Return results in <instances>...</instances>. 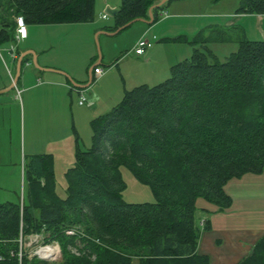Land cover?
<instances>
[{
  "label": "trees",
  "instance_id": "trees-1",
  "mask_svg": "<svg viewBox=\"0 0 264 264\" xmlns=\"http://www.w3.org/2000/svg\"><path fill=\"white\" fill-rule=\"evenodd\" d=\"M156 1L120 0L102 28L148 18ZM167 4L153 9L154 20ZM235 13L264 14V0H240ZM17 17L25 25L91 22L95 0H0V47L16 43ZM233 30L160 39L187 42L192 53L163 81L126 90L92 118L88 146L75 131L62 194L52 157L27 158L26 200L0 203V264H54L21 250V240L45 231L44 241L60 246L61 264H210L197 253L198 198L224 210L232 204L224 185L264 166V40L242 34L220 60L208 44L230 42ZM122 167L149 186L153 202L124 200ZM77 224L85 236L66 233ZM236 264H264V233Z\"/></svg>",
  "mask_w": 264,
  "mask_h": 264
},
{
  "label": "crops",
  "instance_id": "crops-1",
  "mask_svg": "<svg viewBox=\"0 0 264 264\" xmlns=\"http://www.w3.org/2000/svg\"><path fill=\"white\" fill-rule=\"evenodd\" d=\"M196 2L199 1L172 0L166 5L167 8L160 11L157 20L150 24L139 21L141 23L139 34L125 50L126 53L121 52L113 56L110 50L106 49L104 55L107 63L102 59L97 65L103 69V74L97 79L93 78L91 85L83 91L86 97L93 102L90 107L78 104L79 94L70 88L71 84L66 76L59 72L57 74L55 73L57 71L53 70L28 69L31 65L29 55L27 61L25 60L22 64L18 80L15 87L11 89L12 91L0 92V116L2 115L0 119V170H9L10 167L15 166L14 178L17 185L19 180L26 178L27 158L31 155L47 154L52 157L55 177H57V167L64 172L73 163L75 131L81 139L79 123L86 121L90 126L91 119L111 109L126 90L141 84L154 85L163 81L160 79L168 75L173 64L191 55L192 45L189 43L160 40L162 38H173L180 35L189 38L200 30H205V34H208L212 28H233L235 38L232 39L237 43V37L242 34L247 36L248 28L253 27L256 35L264 40V14H237L235 13L236 8L234 11L208 12L207 8H211V5L195 11L193 9ZM119 4L120 0H102L97 7L95 3V19L91 22L104 21L94 28L95 31L105 30L103 26L113 23L114 16L106 15L105 7H119ZM165 12L166 15H164ZM218 15L224 18L231 16L232 19L223 20L222 23L219 17H216ZM208 18L209 22L206 21ZM56 25L59 24L24 25L22 33L18 35V42L0 47V90L8 87L12 82L16 70V59L20 52L33 49L38 59L44 51L38 49V40L34 37L39 28ZM141 36H146L153 41L145 57L135 55L133 52V46ZM22 43L24 46H21ZM12 49L15 50L16 59L11 56ZM96 61L97 52L89 48L82 62L68 64L69 68L54 64L43 65L58 71L64 70L76 81L85 82L88 68ZM26 62L30 64L27 65ZM101 65H104V68ZM22 110L25 113L23 142L20 128ZM12 144L15 146L14 160L9 151V146ZM254 176L264 181V166L262 172L258 174L246 173L240 178L231 179L224 185L225 192L232 198V204L228 208L218 210L215 205L207 201L201 203L200 208L197 207L199 211H196L198 213L196 220L202 228L197 253L208 255L210 264H236L250 252L253 244L263 235L264 224L258 226L253 224L254 218L251 216L243 217L244 225L236 222L241 218L239 215L241 208H236L237 205L242 202L246 207L249 201H252L248 197L246 184L253 180ZM0 177L4 175L1 174ZM28 184L27 180L24 190L25 198L23 197L25 200ZM202 220L203 226L207 228L201 226Z\"/></svg>",
  "mask_w": 264,
  "mask_h": 264
},
{
  "label": "rangeland",
  "instance_id": "rangeland-1",
  "mask_svg": "<svg viewBox=\"0 0 264 264\" xmlns=\"http://www.w3.org/2000/svg\"><path fill=\"white\" fill-rule=\"evenodd\" d=\"M198 1L199 2H196L195 4L196 6L193 10L199 11L202 8L206 7V5L207 6L211 5V8L208 7L207 11L208 12L212 11L213 13L226 11V10L234 11V9L237 8L240 3V0H218L217 2L216 1L212 2V0H198ZM95 3L97 7L100 3H102V0H95ZM165 8H167V6ZM166 14L167 13L165 12L164 15ZM216 17H219L222 23L223 20L225 21L232 19L231 16H227L224 18L223 16L218 15ZM206 21L209 22V18ZM103 22L104 21L96 20L93 23L91 22V23H78V24H59L54 27L39 28V30L35 33L34 36L38 40V45H37L38 49L44 50L40 54V56H38L37 59L39 66L44 68L54 69L43 65V64H50V65L54 64L59 66H67L69 68L68 64L71 63L78 64L79 62H82L89 48H93L96 51L94 38L97 33V30L95 31L94 28L100 26ZM140 25L141 23L139 21H136L132 23L130 26L118 32L117 34L114 35L100 34L99 44H100L103 62L107 63V58L104 55L106 49H109L110 53L113 54V56H115L116 54H120L121 52L126 53L125 50L128 49V47L137 38L139 34L138 31ZM233 32L231 33V35L232 38H235V33ZM247 36L246 37L249 39H257V40L261 39L259 36L256 35V32L253 30V27L248 28ZM24 42L25 41L23 40V43ZM23 43L21 44V46H24ZM210 46L209 47L213 50V52L217 55V57L220 60H224L225 57L230 52H233L237 49L238 45L234 41V39H232L230 42H226V43H223L221 41H218L217 43H211ZM101 66L103 67L104 65ZM28 69L36 71V68H34L32 64L28 67ZM59 71L66 72L64 70H59ZM55 73L59 74L60 72L59 73L55 72ZM168 76L169 73L168 75H166V77L163 78L165 79ZM163 78L160 79V81L164 80ZM84 107L87 106L84 105ZM107 110L109 111L110 109ZM24 115L25 113L22 110L21 112L22 122L20 126L22 133V142H23ZM78 127L81 134L80 135L81 145L88 146L90 144V138H91V129L89 123H86V121L85 123H79ZM9 147H10L9 151L11 158L12 160H14L15 146L12 144ZM20 166L21 165H19V167ZM57 168H58L56 169L57 170L56 178L58 182L57 189L59 193L62 194V186L64 183L63 171H61L59 167ZM14 170H15V166L10 167L9 170H2V171L0 170V175L1 174L4 175V177H0V203L8 200L22 201L23 197L25 198L24 190L26 189L25 187L27 186V178H22V180H19V183L16 185V180L14 178ZM121 171L123 174V179L126 182V188L122 191V196L125 201L132 203H143V202H153L155 200L148 185L138 182L127 168L122 167ZM246 187L248 188L247 191L248 197L251 198L252 201H249V205L246 207L243 206L242 202L237 205L236 208L239 207L241 208L239 213L241 218L237 219L236 222L237 224L244 225L245 223H243V217L248 215L254 218L253 224H256L257 226L262 225L264 224V191H263L264 181L261 178L254 176L253 180L248 181ZM204 202L205 200H203L202 198H198L196 202L197 207L200 208V204ZM197 211H199L198 208ZM197 214L198 213H196V217L198 216ZM79 225L80 224L73 225L72 229L76 233H79L81 236H85L83 226L81 225L79 226ZM30 235L31 234H29L27 237L21 240V250L23 253H26V255L29 258H32L33 256L39 257L37 255V252H39L40 247H43L45 245H51V247L55 248V253L52 256L45 258V260L54 264H61L63 257L59 244L55 240H51L50 242L44 241L45 240L44 238L46 235H48V232L45 231L42 233H32L31 238H29ZM74 250L75 248L73 247L72 251ZM132 264H139V263L137 262V260H135L133 261Z\"/></svg>",
  "mask_w": 264,
  "mask_h": 264
},
{
  "label": "water",
  "instance_id": "water-1",
  "mask_svg": "<svg viewBox=\"0 0 264 264\" xmlns=\"http://www.w3.org/2000/svg\"><path fill=\"white\" fill-rule=\"evenodd\" d=\"M171 0H157L156 2H154L148 9H147V16L148 18H134L126 23H124L123 25H119L117 26L114 30L112 31H106V30H100L96 33L94 41H95V46H96V51H97V61L95 63H93L87 70V79L85 82H79L76 81L74 78H72L69 74H67L66 72L63 71H58V70H54V69H48V68H43L40 67L38 62H37V54L33 49H28L25 51H22L18 54V57L16 59V70H15V75L14 78L12 80V82L9 84L8 87L1 89L0 92H6L9 91L11 89H13L15 87V84L18 80L20 71H21V67H22V62L23 59L26 56H31V64L33 65V67H35L36 69H40V70H53V71H57L60 72L61 74H63L64 76L67 77L68 81L70 82L71 86L74 88H78V89H82L85 90L87 89L93 80V69L94 67H96L98 64L101 63L102 60V53H101V49H100V44H99V39H98V34H106V35H114L117 34L118 32H120L121 30H123L124 28L130 26L132 23L136 22V21H141L144 23H152L154 21V14H153V9L155 8H160L162 6H164L165 4H167L168 2H170ZM119 11V7H110V6H106L104 13L110 17H113L117 12ZM37 255L40 258L41 257L38 253Z\"/></svg>",
  "mask_w": 264,
  "mask_h": 264
},
{
  "label": "built area",
  "instance_id": "built-area-1",
  "mask_svg": "<svg viewBox=\"0 0 264 264\" xmlns=\"http://www.w3.org/2000/svg\"><path fill=\"white\" fill-rule=\"evenodd\" d=\"M24 21L21 17H17L16 18V42L19 41V34L22 33V30L24 28ZM153 41L150 40L149 38H147L146 36H141L140 38L137 39L135 45L133 46V52L135 55L138 56H146V53L148 51V49L152 46ZM11 56L13 59H16V54H15V50L12 49L11 50ZM27 65L30 64V62H26ZM103 74V69L96 66L93 69V78L97 79L99 78L101 75ZM70 88L75 90L76 92H78L79 94V98H78V104L79 105H86L87 107H90L93 102L91 100H89L87 97H85L82 89H78V88H74L70 85ZM203 220L200 222L201 226H203ZM67 234H73L75 233V231L73 229H68L66 230ZM32 234L29 236V238H31ZM46 246V245H45Z\"/></svg>",
  "mask_w": 264,
  "mask_h": 264
},
{
  "label": "bare ground",
  "instance_id": "bare-ground-1",
  "mask_svg": "<svg viewBox=\"0 0 264 264\" xmlns=\"http://www.w3.org/2000/svg\"><path fill=\"white\" fill-rule=\"evenodd\" d=\"M41 257L48 258L55 253V248L51 247V245H46L40 247L39 252H37Z\"/></svg>",
  "mask_w": 264,
  "mask_h": 264
}]
</instances>
